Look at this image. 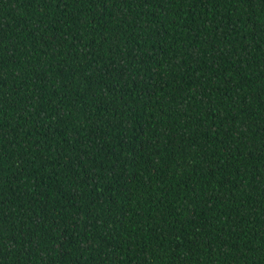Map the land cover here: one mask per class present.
<instances>
[{
    "label": "trees",
    "instance_id": "trees-1",
    "mask_svg": "<svg viewBox=\"0 0 264 264\" xmlns=\"http://www.w3.org/2000/svg\"><path fill=\"white\" fill-rule=\"evenodd\" d=\"M0 264H264V0H0Z\"/></svg>",
    "mask_w": 264,
    "mask_h": 264
}]
</instances>
